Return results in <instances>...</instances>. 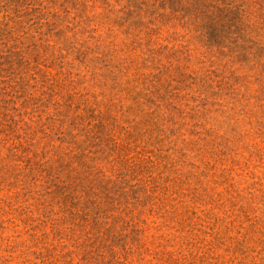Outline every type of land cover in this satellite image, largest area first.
I'll return each instance as SVG.
<instances>
[{"label": "rangeland", "instance_id": "rangeland-1", "mask_svg": "<svg viewBox=\"0 0 264 264\" xmlns=\"http://www.w3.org/2000/svg\"><path fill=\"white\" fill-rule=\"evenodd\" d=\"M0 264H264V0H0Z\"/></svg>", "mask_w": 264, "mask_h": 264}]
</instances>
